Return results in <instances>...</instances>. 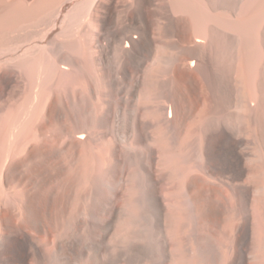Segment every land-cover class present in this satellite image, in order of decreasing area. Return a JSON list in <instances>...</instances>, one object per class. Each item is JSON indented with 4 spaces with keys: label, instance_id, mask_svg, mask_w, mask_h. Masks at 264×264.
I'll return each instance as SVG.
<instances>
[{
    "label": "bare ground",
    "instance_id": "bare-ground-1",
    "mask_svg": "<svg viewBox=\"0 0 264 264\" xmlns=\"http://www.w3.org/2000/svg\"><path fill=\"white\" fill-rule=\"evenodd\" d=\"M0 264H264V0H0Z\"/></svg>",
    "mask_w": 264,
    "mask_h": 264
}]
</instances>
